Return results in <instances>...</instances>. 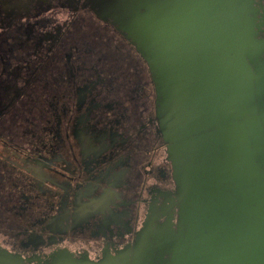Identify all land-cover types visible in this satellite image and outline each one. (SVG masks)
<instances>
[{"label":"rangeland","instance_id":"374dc122","mask_svg":"<svg viewBox=\"0 0 264 264\" xmlns=\"http://www.w3.org/2000/svg\"><path fill=\"white\" fill-rule=\"evenodd\" d=\"M115 28L100 29L105 38H98L103 46L106 45L107 53L112 54L113 61L107 58L106 63L104 58L96 61L98 54L70 56L71 60L76 57L75 63L81 67V61L87 68L95 65L101 74L85 69L80 71L77 81L69 84L72 87L64 83L58 90L45 88L43 93L38 91L42 89L39 87L31 92L33 99H29V94V97L25 96L26 121H17L19 126L14 128L9 123L17 117L13 119V115L10 119L7 114L0 124L3 131L7 127L11 130V134L6 130L8 136L5 139L9 143L0 148V163L14 170L12 184L19 193L16 192L15 196H21L17 201L6 203L11 206L8 213L15 212L16 218L10 221L6 216L0 217V264H122L124 256L128 258L127 246H132L128 264H149L150 255H154L153 264H166L165 260L170 259L165 251L177 241L181 204L176 184V162L165 141L167 134L162 123L160 85L147 61L146 52L126 31L118 25ZM106 51L103 48V53ZM110 72H121L122 76L117 81L114 77L113 81H107L109 85L113 83L112 87H99L109 79ZM100 75L104 80L97 83ZM43 79L52 83L51 77L43 76ZM94 80L97 84H92ZM82 86L84 90L78 92ZM56 90L70 99H59ZM92 107L95 109H90ZM104 108L108 110L104 111ZM89 109L86 126L79 124L75 127L82 136L81 140L85 141L82 145L84 152H76L78 163L74 165L79 164L78 173L71 174L65 164L53 163L51 159L63 153L62 149L40 154L46 157L43 167L36 162L39 152L31 151V158L25 157L22 147L35 144L39 148L43 141V148L56 146L53 138L64 135L70 120L63 111L73 117L76 115L78 119ZM57 115L62 116L58 118L61 121L58 126ZM150 118H153L151 125ZM88 131L92 135H88ZM112 132L120 133L119 141L129 137L123 148L111 146L108 137ZM98 138L101 140L97 141ZM46 142L52 145L47 146ZM106 145L111 147L105 148ZM103 146L99 159L108 158L106 167L103 162L101 166L97 163L99 154L96 151ZM148 163L153 176L146 178L143 170L151 169ZM100 168H103L101 173ZM57 169L63 172L62 176L54 174ZM117 174H122L124 180L119 187L116 186ZM54 182L60 187H54ZM151 187L171 194L167 203L173 213L170 220L158 214L152 216L148 201H141L150 196L145 191ZM67 190L70 195L65 194ZM137 192L141 194L135 195ZM158 199L160 204L165 203L164 199ZM3 208L2 205L0 210Z\"/></svg>","mask_w":264,"mask_h":264},{"label":"water","instance_id":"95a60500","mask_svg":"<svg viewBox=\"0 0 264 264\" xmlns=\"http://www.w3.org/2000/svg\"><path fill=\"white\" fill-rule=\"evenodd\" d=\"M249 5L113 6L115 22L146 52L157 77L176 162L181 209L166 264H264V45Z\"/></svg>","mask_w":264,"mask_h":264},{"label":"flooded vegetation","instance_id":"af4514ba","mask_svg":"<svg viewBox=\"0 0 264 264\" xmlns=\"http://www.w3.org/2000/svg\"><path fill=\"white\" fill-rule=\"evenodd\" d=\"M122 3L123 0H0V87L3 89L0 99H20L27 108L25 96H28L29 94V99H33L31 97V92L33 90L36 91L39 87L42 88L41 90H38L41 93L46 90L45 88L54 87L53 89L57 88L58 90L65 84L72 87V85L69 84H73V80L77 81L79 75H81L85 69H88L89 71L91 70V73L95 72L96 75L101 74L97 71L95 65L87 68L84 67L86 64L81 61V67L78 63H75L77 58L74 57V59L71 60L70 56H79L81 53H84L85 57H88L98 54L96 61H101L103 58L105 59L104 63L107 62L106 58L113 61L111 58L112 54H109L106 51V45L103 46L99 42L98 38H105V35L99 30L107 26L116 29L115 27L118 24L115 22L117 21V17L114 8ZM249 4L251 10L250 17L256 33L255 38L260 40L264 45V0H249ZM99 46L102 47L100 48ZM103 48L106 51L104 53ZM65 56L67 59L64 58ZM81 70L82 72H80ZM43 76L46 78L51 77L52 83H46ZM121 76V72L119 74H113V72H110L109 76H107L110 80H104V76L100 75L98 76L99 79L97 78V83H99L100 80H104L105 83H101L99 87H112L113 83L111 82L109 85L107 81H113V77L117 81V78H121ZM95 83L96 80L92 82V84ZM57 90L56 94H58ZM82 90H84L83 86L79 87L77 91L81 92ZM58 95L61 97H59V99H62V97H64L63 99H70V96L68 95ZM54 97L57 99L56 96ZM40 104L41 103H38V106H40ZM5 106L0 108V113ZM90 109L94 110L95 107ZM90 109L81 113L80 116L83 117H79L78 119L76 115L73 117V115H69L70 113L63 111V115L68 114L70 120L64 135H56L59 139L53 138L56 140V143H54L56 146L43 148V146H45V141L42 142V145L39 146V148L37 146L35 147V144H32L27 146L30 150H28V154H25V157L31 158L29 153L32 151L31 148H34V151L39 152V154H36L38 155L36 156V162L43 167L45 164L43 159L46 157H43L40 154H43L45 151L51 154L54 150L62 149L61 152L64 154L59 153L51 160L53 163L56 162L59 165L65 164L68 167L67 172H71V174H74L75 172L78 173L79 169L77 167L79 164L74 165L75 163H78L76 161V152L78 151V154L84 152L85 148H83L82 145L85 141L81 140L82 136H80L78 129L75 127L79 124L83 127L86 126L85 124H87V119H89L88 115H90ZM107 110V108H104V111ZM28 111L30 112L29 109ZM31 111H33L32 108ZM8 113L9 112H7V114ZM39 115H42V111H40ZM59 117L62 116L57 115V119H55L58 120L57 126L61 122L58 119ZM27 118L26 115L24 120L26 121ZM152 119L153 118H150V120H148L150 125L152 124ZM88 122L90 123V121ZM142 129L145 128L142 126ZM59 130L60 128L57 129V131ZM89 134L91 133L88 131V135ZM104 134L106 137L107 134ZM117 137H121L120 133L116 134L112 132L108 137L110 140L109 143H111L112 147L122 146L121 148H123L129 140V137L124 140L120 139V141ZM78 138H80V140ZM86 140L88 141V139ZM100 140L101 138L97 139V141ZM48 145L52 144L47 143V146ZM111 146L106 145L105 148ZM65 147L66 149H64ZM14 149L21 148L15 147ZM24 149L26 148L22 147L21 150ZM103 149L104 146L96 151V153L99 154L97 163L99 166L100 163L103 162L102 164L106 167V159L108 158H104L103 161L99 159L102 157ZM111 150H113V148H111ZM107 153L108 150L106 151V154ZM40 159L41 161H39ZM82 163L84 164V162ZM147 166L151 169L147 171L143 170V172L146 173H143V176L149 178L150 176H153V172L151 171V164L148 163ZM102 170L103 168H100V173ZM25 174L27 173L25 172ZM54 174L62 176L63 172L57 169L54 170ZM116 177L117 178L115 179L117 180L118 185H113H116L117 187L122 186L124 184L122 174H117ZM68 182L69 181H67V183ZM106 183L111 185L109 182ZM53 184L54 187H60V184L57 182H54ZM142 188H145V186ZM64 192L65 194L67 193L70 195L68 190ZM145 192L150 196H147V200L146 198H142L141 201H148L149 211H151L152 216L158 214L159 216L167 217V219L170 220L173 213L171 212L172 208L169 207L167 203H169V197L171 194H169L167 190L152 189V187ZM137 193L135 195L141 194V192ZM158 198L164 199L165 203L160 204ZM166 210L167 212H165ZM131 247L127 246V261L129 260Z\"/></svg>","mask_w":264,"mask_h":264},{"label":"trees","instance_id":"16d2710c","mask_svg":"<svg viewBox=\"0 0 264 264\" xmlns=\"http://www.w3.org/2000/svg\"><path fill=\"white\" fill-rule=\"evenodd\" d=\"M3 89L0 87V95H2ZM0 108L5 106L3 108V111L0 113V124H3L5 115L7 112L10 114L9 118L11 119L12 116L14 115L13 119L17 117V120H12L10 121L9 124L11 126H14V128H18L19 123L17 121H22L25 119L26 113H27V108L26 105L21 102L20 99H0ZM10 127V126H9ZM12 127H10L11 129ZM6 130L10 133L11 130L6 128ZM3 131L2 127L0 126V145L2 148L3 145H7L5 137L8 136L7 131ZM11 134V133H10ZM3 149V148H2ZM34 148H31L32 151ZM28 150H30L28 147L24 149L23 153L28 154ZM14 170L12 168H7L5 165L0 163V207L3 205V210H0V217L6 216V218H9L10 221H12L15 217L16 218V213H8L10 212L9 210L11 209V206H8L6 203L12 202V200H18V197H21L18 195L17 197L15 196V193L17 192L15 190V186L12 184V179L14 177ZM18 193V192H17ZM19 194V193H18ZM13 218V219H12Z\"/></svg>","mask_w":264,"mask_h":264},{"label":"bare ground","instance_id":"6f19581e","mask_svg":"<svg viewBox=\"0 0 264 264\" xmlns=\"http://www.w3.org/2000/svg\"><path fill=\"white\" fill-rule=\"evenodd\" d=\"M165 212H167V210L165 211ZM126 258H125V256H124V259H123V262H122V264H125L124 263V260H125ZM127 261V259L125 260V262Z\"/></svg>","mask_w":264,"mask_h":264}]
</instances>
